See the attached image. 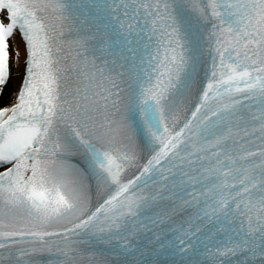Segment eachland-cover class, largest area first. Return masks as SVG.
<instances>
[{"label": "snow or ice", "instance_id": "6c2138e0", "mask_svg": "<svg viewBox=\"0 0 264 264\" xmlns=\"http://www.w3.org/2000/svg\"><path fill=\"white\" fill-rule=\"evenodd\" d=\"M0 264H264V0H0Z\"/></svg>", "mask_w": 264, "mask_h": 264}]
</instances>
